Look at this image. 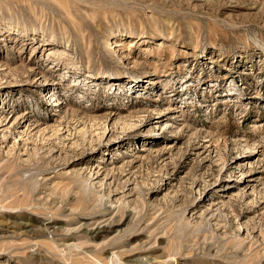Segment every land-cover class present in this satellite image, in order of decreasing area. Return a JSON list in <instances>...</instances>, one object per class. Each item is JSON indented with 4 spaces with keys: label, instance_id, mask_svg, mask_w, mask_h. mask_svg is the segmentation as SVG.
I'll return each mask as SVG.
<instances>
[{
    "label": "rangeland",
    "instance_id": "374dc122",
    "mask_svg": "<svg viewBox=\"0 0 264 264\" xmlns=\"http://www.w3.org/2000/svg\"><path fill=\"white\" fill-rule=\"evenodd\" d=\"M0 264H264V0H0Z\"/></svg>",
    "mask_w": 264,
    "mask_h": 264
},
{
    "label": "bare ground",
    "instance_id": "6f19581e",
    "mask_svg": "<svg viewBox=\"0 0 264 264\" xmlns=\"http://www.w3.org/2000/svg\"><path fill=\"white\" fill-rule=\"evenodd\" d=\"M10 172H16V171H15V170H11ZM12 174H13V173H12ZM19 175H20V174H19ZM10 176H11V175H10ZM12 176L14 177V175H12ZM17 177H18V176H17ZM17 177H14V179L17 178ZM11 178H12V177H10L9 180H11ZM18 178H19V177H18ZM18 178H17V179H18ZM19 181H20V180H19ZM20 182H21V181H20ZM14 183H15V182H14ZM22 184H23V183L21 182V185H22ZM28 185H29V184H28ZM28 185H27V186H28ZM22 187H23V186H21V188H22ZM25 188H26V186H25ZM28 189H29V188H28ZM26 190H27V189H26ZM9 191H10V190H9ZM12 191H13V190H12ZM28 192H29V191H28ZM30 192H31V191H30ZM24 194H25V193H24ZM10 197H11V196H10ZM25 197H26V196H25ZM18 198H19V197H18ZM21 199L23 200V198H21ZM16 200H17V199H16ZM27 200H28V196H27ZM10 202H11V201H10ZM14 202H15V201H14ZM13 204H14V203H13ZM6 205H7V204H6ZM10 205H12V204L10 203ZM11 209H12V208H11Z\"/></svg>",
    "mask_w": 264,
    "mask_h": 264
}]
</instances>
